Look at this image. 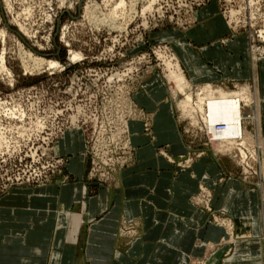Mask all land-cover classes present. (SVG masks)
<instances>
[{"label":"rangeland","instance_id":"obj_1","mask_svg":"<svg viewBox=\"0 0 264 264\" xmlns=\"http://www.w3.org/2000/svg\"><path fill=\"white\" fill-rule=\"evenodd\" d=\"M208 23L220 30L219 40L206 42ZM180 41L219 78H193ZM215 43L223 50L210 53ZM170 67L184 74L185 93L170 81ZM152 84L168 90L163 102L170 101L187 146L179 157L166 147L158 152L183 171L204 158L221 165L215 177L201 178L193 201L224 235L200 240L203 255L185 264H225L236 255L232 264H251V251L264 264V236L239 238L228 211L213 207L216 187L233 177L256 195L264 214V152L256 148H264V0H0V198L57 182L112 188L136 154L129 123L140 121L143 135L156 138L153 113L133 99ZM208 85L230 93L247 89L244 164L237 144L218 140L222 130L214 139L196 110ZM186 95L195 112L184 109ZM69 133L82 136L83 150L61 149ZM72 154L84 158L82 177L69 171ZM246 215L240 220L250 229L256 218ZM254 244L259 253L250 250Z\"/></svg>","mask_w":264,"mask_h":264},{"label":"crops","instance_id":"obj_2","mask_svg":"<svg viewBox=\"0 0 264 264\" xmlns=\"http://www.w3.org/2000/svg\"><path fill=\"white\" fill-rule=\"evenodd\" d=\"M208 24L206 42L219 40L220 30ZM176 45L185 63L191 65L192 69L187 66L193 70V78H219L188 42ZM198 50L204 53L203 48ZM218 50L223 48L217 43L208 46L209 52ZM168 95L164 86L153 84L133 95L141 108L153 113L156 138L143 135L140 121L129 123L136 154L133 162L116 174L112 188L57 182L17 188L0 198V264H185L203 255L200 240L215 242L224 235L193 201L203 184L201 178L215 177L221 165L204 158L183 171L158 152L166 147L169 156L179 157L187 151L172 105L163 102ZM260 123L263 136L264 121ZM81 139V135L69 133L61 149L70 153L83 150ZM72 155L69 171L82 177L84 158ZM213 207L228 211L238 225L239 238L264 236V214L257 197L235 178L216 187ZM244 213L252 222L256 218L250 229L240 220ZM250 250L259 253L257 244ZM237 257L225 264H232ZM249 258L251 264H262L252 251Z\"/></svg>","mask_w":264,"mask_h":264},{"label":"bare ground","instance_id":"obj_3","mask_svg":"<svg viewBox=\"0 0 264 264\" xmlns=\"http://www.w3.org/2000/svg\"><path fill=\"white\" fill-rule=\"evenodd\" d=\"M155 1L156 0H152L153 3ZM121 4H124V2ZM147 9L149 10V8ZM50 67H54V64L50 63ZM169 69L170 81L172 80L176 85L177 92L185 93V90L187 89V80L184 74L182 72L180 73L179 68L176 69L174 67H170ZM207 88L208 89L207 94H205V98L199 102L198 99L201 98L197 99L198 103L197 105L195 104L197 109L191 105V96L186 95V100L183 103L185 104L184 109H190V112L194 111V109L200 111L204 117V119L202 118L204 122L211 130H213L211 132L214 139L218 138L213 133L222 130L220 132L221 136H219L218 140H222L223 142L230 145L237 144V147H239L240 162L244 164V162L248 159V154H245L244 151L247 149V146L246 141H244L246 134L244 133L243 128V122L245 121V118H243L242 114V102L248 100L247 89L245 88L240 91L230 93L221 89L214 90L211 85H208ZM246 121L248 122V120ZM262 145L257 143L256 148H259V151L262 150L264 152Z\"/></svg>","mask_w":264,"mask_h":264},{"label":"built area","instance_id":"obj_4","mask_svg":"<svg viewBox=\"0 0 264 264\" xmlns=\"http://www.w3.org/2000/svg\"><path fill=\"white\" fill-rule=\"evenodd\" d=\"M44 175V173L42 174V176Z\"/></svg>","mask_w":264,"mask_h":264}]
</instances>
